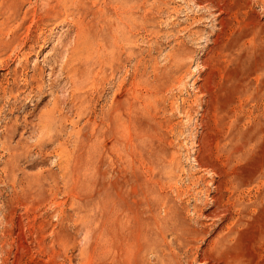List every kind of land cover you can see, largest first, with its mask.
<instances>
[{"label":"rangeland","instance_id":"rangeland-1","mask_svg":"<svg viewBox=\"0 0 264 264\" xmlns=\"http://www.w3.org/2000/svg\"><path fill=\"white\" fill-rule=\"evenodd\" d=\"M21 5L0 264H264V0Z\"/></svg>","mask_w":264,"mask_h":264},{"label":"bare ground","instance_id":"bare-ground-1","mask_svg":"<svg viewBox=\"0 0 264 264\" xmlns=\"http://www.w3.org/2000/svg\"><path fill=\"white\" fill-rule=\"evenodd\" d=\"M120 4L124 5V2L126 0H116ZM22 5H21V0H2L0 3V16L2 18V21L0 22V29L3 30L6 25H8L10 22H12L16 16H18V12L21 10ZM122 10L117 6L115 8V13L118 14ZM124 13V12H123ZM14 22V21H13ZM181 56V55H180ZM176 59V58H175ZM175 62V60L173 59ZM180 62V61H179ZM179 62L177 63L176 66L179 65ZM176 64V63H175ZM174 66V65H173ZM178 68V67H177ZM176 68V69H177ZM176 72V71H175ZM165 86V85H164Z\"/></svg>","mask_w":264,"mask_h":264}]
</instances>
